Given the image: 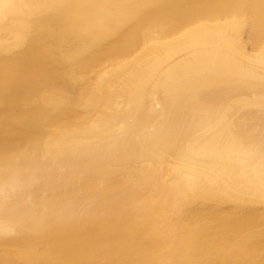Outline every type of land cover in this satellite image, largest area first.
Here are the masks:
<instances>
[{
	"label": "bare ground",
	"instance_id": "bare-ground-1",
	"mask_svg": "<svg viewBox=\"0 0 264 264\" xmlns=\"http://www.w3.org/2000/svg\"><path fill=\"white\" fill-rule=\"evenodd\" d=\"M0 264H264V0H0Z\"/></svg>",
	"mask_w": 264,
	"mask_h": 264
}]
</instances>
